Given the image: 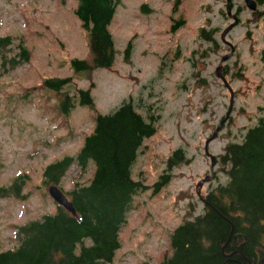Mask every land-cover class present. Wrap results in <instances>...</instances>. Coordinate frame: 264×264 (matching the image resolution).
<instances>
[{"label":"rangeland","instance_id":"rangeland-1","mask_svg":"<svg viewBox=\"0 0 264 264\" xmlns=\"http://www.w3.org/2000/svg\"><path fill=\"white\" fill-rule=\"evenodd\" d=\"M76 4L0 0V36L13 39L8 56L19 42L30 51L28 62L5 66L0 77V186L25 176V197H0V251L17 243V226L55 212L48 194L54 183H44V169L76 155L94 116L112 112L131 95L139 112L156 118V132L143 141L132 167L133 177L148 187L133 196L119 232L121 246L104 264H160L171 252V232L202 212L200 196L226 183L219 162L224 147L239 142L264 115V4L253 12L245 0H118L109 26L112 66L75 72L72 59L91 62ZM129 41L132 54L124 59ZM64 77L71 83L59 92L43 85ZM91 83L94 108L77 101L62 114V95ZM178 148L184 160L168 167ZM209 154L217 157L213 165ZM91 168L73 164L57 185L67 192L76 181L87 183ZM163 173L171 177L154 192Z\"/></svg>","mask_w":264,"mask_h":264},{"label":"trees","instance_id":"trees-1","mask_svg":"<svg viewBox=\"0 0 264 264\" xmlns=\"http://www.w3.org/2000/svg\"><path fill=\"white\" fill-rule=\"evenodd\" d=\"M256 1L264 4V0ZM75 2L74 14L87 33L91 62L74 58L72 68L75 72L110 68L115 49L109 26L118 0ZM176 23L180 26L183 22ZM199 33L211 39L203 29ZM12 45L11 36L0 37V77L5 66L13 68L30 59V51L22 42L16 44V54L8 56ZM131 49L129 41L124 59L131 56ZM70 83L71 78L65 77L46 79L43 85L59 92ZM93 85L62 95L60 112L67 115L77 101L93 109ZM137 105L129 95L112 112L97 113L94 127L76 155H66L44 169L46 184L59 183L73 164L82 170L90 164L92 173L87 183L76 181L67 191L75 214L57 206L54 214L18 226L17 243L0 252V264H104L113 260L121 246L119 232L132 208L133 196L148 187L133 177L132 167L143 141L157 129L156 118L144 116ZM181 153V148L172 152L168 167L184 160ZM219 162L226 183L200 196L202 212L171 232V252L160 264H264V115L245 129L239 142L224 147ZM170 177L169 173L160 175L153 191L167 185ZM18 186L14 181L2 191Z\"/></svg>","mask_w":264,"mask_h":264},{"label":"water","instance_id":"water-1","mask_svg":"<svg viewBox=\"0 0 264 264\" xmlns=\"http://www.w3.org/2000/svg\"><path fill=\"white\" fill-rule=\"evenodd\" d=\"M246 3H247V6L249 8H251L253 10L256 8V3H255L254 0H246ZM217 73L220 74V67L217 69ZM231 105H232V100L230 102V108H231ZM215 135H216V132L213 134L212 137H214ZM208 142L209 141L207 140L206 144ZM206 150H207V148H206ZM211 159H212V165H213L214 162H215V159H214V157H211ZM208 179H209L208 177L205 178V180H208ZM201 183L199 182L198 186H200ZM48 191H49L50 196L53 198V200L55 202H57L58 204L62 205L64 208H66L71 213H75V210H74V208L72 206L71 201H69L67 199L65 194L57 186H55V185L49 186Z\"/></svg>","mask_w":264,"mask_h":264},{"label":"flooded vegetation","instance_id":"flooded-vegetation-1","mask_svg":"<svg viewBox=\"0 0 264 264\" xmlns=\"http://www.w3.org/2000/svg\"><path fill=\"white\" fill-rule=\"evenodd\" d=\"M212 175L215 176L213 172H212ZM2 188L3 187L0 186V189H2ZM9 195H13V196H17L18 195V196H21V197H25V195H23V194L20 193V191L17 192L16 190H13L11 193H8V194H2V195H0V197H7Z\"/></svg>","mask_w":264,"mask_h":264}]
</instances>
